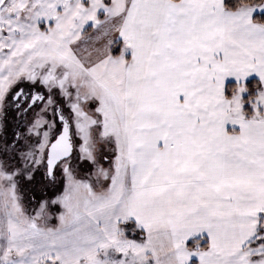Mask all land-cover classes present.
Wrapping results in <instances>:
<instances>
[{"label": "snow or ice", "instance_id": "6c2138e0", "mask_svg": "<svg viewBox=\"0 0 264 264\" xmlns=\"http://www.w3.org/2000/svg\"><path fill=\"white\" fill-rule=\"evenodd\" d=\"M0 264H264V0H0Z\"/></svg>", "mask_w": 264, "mask_h": 264}, {"label": "rangeland", "instance_id": "374dc122", "mask_svg": "<svg viewBox=\"0 0 264 264\" xmlns=\"http://www.w3.org/2000/svg\"><path fill=\"white\" fill-rule=\"evenodd\" d=\"M231 79V78H230Z\"/></svg>", "mask_w": 264, "mask_h": 264}]
</instances>
